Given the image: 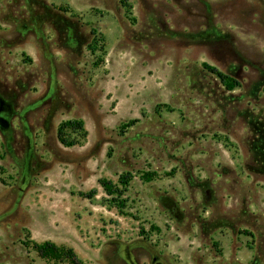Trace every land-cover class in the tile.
<instances>
[{"label":"rangeland","instance_id":"1","mask_svg":"<svg viewBox=\"0 0 264 264\" xmlns=\"http://www.w3.org/2000/svg\"><path fill=\"white\" fill-rule=\"evenodd\" d=\"M44 242L264 264V0H0V264H73Z\"/></svg>","mask_w":264,"mask_h":264},{"label":"trees","instance_id":"2","mask_svg":"<svg viewBox=\"0 0 264 264\" xmlns=\"http://www.w3.org/2000/svg\"><path fill=\"white\" fill-rule=\"evenodd\" d=\"M202 68L208 71L209 73L215 75L228 91L239 86L236 80L228 77L227 75L222 74L221 72L217 71L215 68H212L207 64H202ZM69 133H77L79 139L81 140H83L86 136V132L83 129V124L81 121L72 120V121L61 122L57 127L56 134L59 143L65 147H71L76 144H79V142L77 141L67 140V136ZM128 179L129 176L123 175L121 176L119 182L122 185H126L128 183ZM99 185L107 195H112L113 193L118 192L115 189V187L108 181L101 180L99 181ZM94 193H95L94 190H91L87 194H80V195L83 198L91 199ZM32 249L37 253L39 258L42 259L49 257L56 258L59 255H64L67 259L71 260L73 264H80L75 258L71 249L58 248L49 242H44L42 244H32Z\"/></svg>","mask_w":264,"mask_h":264}]
</instances>
